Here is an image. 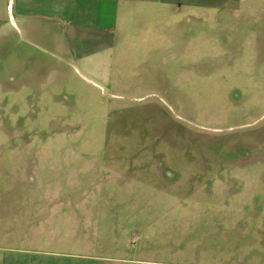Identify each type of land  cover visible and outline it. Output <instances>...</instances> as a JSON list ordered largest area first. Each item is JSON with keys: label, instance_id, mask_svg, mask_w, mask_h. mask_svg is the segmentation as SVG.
<instances>
[{"label": "rangeland", "instance_id": "374dc122", "mask_svg": "<svg viewBox=\"0 0 264 264\" xmlns=\"http://www.w3.org/2000/svg\"><path fill=\"white\" fill-rule=\"evenodd\" d=\"M187 2L86 64L1 28L0 264H264V0Z\"/></svg>", "mask_w": 264, "mask_h": 264}, {"label": "crops", "instance_id": "0c3cea01", "mask_svg": "<svg viewBox=\"0 0 264 264\" xmlns=\"http://www.w3.org/2000/svg\"><path fill=\"white\" fill-rule=\"evenodd\" d=\"M175 1L0 0V30L6 24L20 30V25L28 40L41 42L45 39L53 44L60 56L69 54L86 64L84 61L95 56L103 60L117 44L122 48L129 47L134 24L175 21L167 11ZM185 4L188 5L187 0ZM204 4L207 5L204 0H198L196 5ZM121 32L123 39L119 35ZM147 33L144 36L150 40L154 35L149 30ZM0 40H4L3 34H0ZM27 56L22 55V60Z\"/></svg>", "mask_w": 264, "mask_h": 264}]
</instances>
